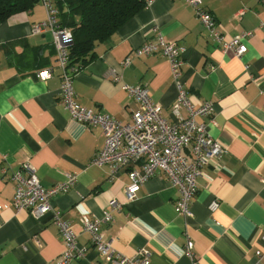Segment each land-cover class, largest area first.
<instances>
[{"label":"crops","instance_id":"crops-1","mask_svg":"<svg viewBox=\"0 0 264 264\" xmlns=\"http://www.w3.org/2000/svg\"><path fill=\"white\" fill-rule=\"evenodd\" d=\"M202 7L227 37L252 32L243 40L247 49L241 56L222 51L184 0H153L72 73L75 100L83 107L131 122L138 104L122 84H143L172 121L177 88L168 61L161 54L136 55L134 50L152 36L153 26L185 47L183 89L194 106L212 102L215 123L201 116L197 120L209 123V134L226 149L221 161L205 166L196 179L190 217L176 210L177 190L161 172L140 186L137 199L126 202L128 168L109 179L108 165L91 162L103 146L101 128L87 129L71 118L59 94L61 70L52 36L30 32L32 24L46 18L44 6L37 2L0 22V264H58L64 248L51 212L37 218L12 206L11 176L25 161L46 188L76 175L72 186L50 202L87 248L83 258L67 264H111L100 258L80 223L82 215L100 219L106 211L112 220L101 222L100 229L124 256L146 248L150 264H264L259 240L264 231V29L259 28L264 7L261 0H202ZM10 42L7 55L3 47ZM126 58L130 63L122 66ZM47 67L52 75L37 78L36 72ZM111 69L120 74L119 81ZM112 199L121 202L119 208L109 206ZM214 199L219 206L211 212L208 205ZM187 240L193 243V261L184 250Z\"/></svg>","mask_w":264,"mask_h":264},{"label":"built area","instance_id":"built-area-1","mask_svg":"<svg viewBox=\"0 0 264 264\" xmlns=\"http://www.w3.org/2000/svg\"><path fill=\"white\" fill-rule=\"evenodd\" d=\"M153 0H145L146 5ZM194 11L207 36L220 47L222 51L231 50L239 57L247 49L243 40L251 36L246 31L239 36L227 37L212 13L202 7V0H184ZM46 11V18L31 25L32 34L49 32L52 36L56 52L57 65L61 70L60 96L65 108L72 119L82 123L85 128L100 127L104 142L93 156L91 162L97 165H108L109 179H113L122 168H128L129 182L124 189L126 202L138 198L140 186L150 177L161 172L168 182L176 188L177 196L174 200L176 210L185 217L192 216L191 202L197 191L196 179L201 175L205 166L218 164L226 149L208 132L209 123L214 124L211 101H205L194 106L180 79L181 67L184 63L185 47L176 41L166 39L156 26L152 27V36L134 50L136 55L161 54L169 63L171 76L177 88V96L171 105L174 120L168 121L162 115V106L153 102L148 88L143 84H122L128 95L135 99L137 107L131 112V122H121L105 111L94 112L79 105L75 100L72 86L73 74L76 67L68 64L67 47L71 42V31L59 25L58 10L53 0H39ZM264 7V0H261ZM259 28L264 29V20ZM128 58L123 60L122 66L129 65ZM213 69V67H211ZM110 74L116 81L120 74L111 69ZM52 75L51 67L36 72V77L43 80ZM184 110L186 115H182ZM209 118V123L198 121L197 117ZM134 166V167H133ZM5 172V168H1ZM14 182V196L12 206L16 211L26 210L34 217H40L48 212L52 214V222L57 226L63 240V251L56 258L58 264H67L71 259H81L87 248L80 245L72 225L63 220L51 205L54 195L67 191L76 181L75 174H69L65 181L58 182L49 188L44 187L39 180L36 168L29 162L21 163L20 168L12 173ZM121 202L112 199L110 207L119 208ZM219 206L217 199L212 200L208 209L214 212ZM110 211L103 213L100 219L80 217L82 229L90 235L91 245L100 258L111 264H150L151 252L146 248L138 250L134 257H127L116 252L100 229L101 222H110ZM264 243V231L259 235ZM38 242V240H36ZM193 243L187 240L185 253L193 261ZM257 258L262 252L256 251ZM192 264H196L192 262Z\"/></svg>","mask_w":264,"mask_h":264},{"label":"trees","instance_id":"trees-1","mask_svg":"<svg viewBox=\"0 0 264 264\" xmlns=\"http://www.w3.org/2000/svg\"><path fill=\"white\" fill-rule=\"evenodd\" d=\"M53 0L59 25L69 28L68 64L81 67L94 57L95 47L107 40L127 19L144 6L145 0ZM39 0H0V22L31 9ZM4 45L8 55L9 47Z\"/></svg>","mask_w":264,"mask_h":264}]
</instances>
